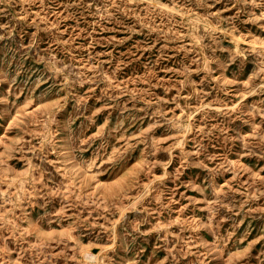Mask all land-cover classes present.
I'll use <instances>...</instances> for the list:
<instances>
[{
    "label": "rangeland",
    "instance_id": "obj_1",
    "mask_svg": "<svg viewBox=\"0 0 264 264\" xmlns=\"http://www.w3.org/2000/svg\"><path fill=\"white\" fill-rule=\"evenodd\" d=\"M0 264H264V0H0Z\"/></svg>",
    "mask_w": 264,
    "mask_h": 264
},
{
    "label": "bare ground",
    "instance_id": "obj_2",
    "mask_svg": "<svg viewBox=\"0 0 264 264\" xmlns=\"http://www.w3.org/2000/svg\"><path fill=\"white\" fill-rule=\"evenodd\" d=\"M236 40V39H235ZM186 142V141H185Z\"/></svg>",
    "mask_w": 264,
    "mask_h": 264
}]
</instances>
